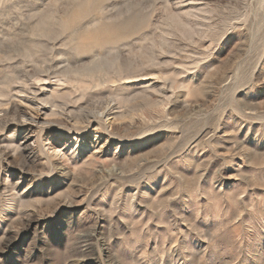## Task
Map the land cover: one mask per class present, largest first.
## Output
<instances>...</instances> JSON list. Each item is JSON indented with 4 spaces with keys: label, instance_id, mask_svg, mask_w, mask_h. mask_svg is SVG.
<instances>
[{
    "label": "rangeland",
    "instance_id": "374dc122",
    "mask_svg": "<svg viewBox=\"0 0 264 264\" xmlns=\"http://www.w3.org/2000/svg\"><path fill=\"white\" fill-rule=\"evenodd\" d=\"M0 264H264V0H0Z\"/></svg>",
    "mask_w": 264,
    "mask_h": 264
},
{
    "label": "bare ground",
    "instance_id": "6f19581e",
    "mask_svg": "<svg viewBox=\"0 0 264 264\" xmlns=\"http://www.w3.org/2000/svg\"><path fill=\"white\" fill-rule=\"evenodd\" d=\"M102 116H108V115H110L111 114V111H110V109H108V110H105V111H103L102 113Z\"/></svg>",
    "mask_w": 264,
    "mask_h": 264
}]
</instances>
